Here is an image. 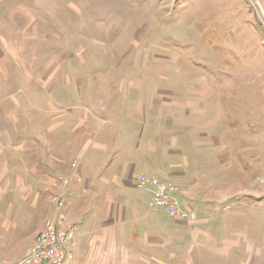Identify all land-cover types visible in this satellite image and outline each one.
Returning <instances> with one entry per match:
<instances>
[{
	"label": "rangeland",
	"instance_id": "rangeland-1",
	"mask_svg": "<svg viewBox=\"0 0 264 264\" xmlns=\"http://www.w3.org/2000/svg\"><path fill=\"white\" fill-rule=\"evenodd\" d=\"M5 97L32 124L14 142L33 152L24 156L31 168L49 152L51 182H12L9 193L0 183V263L19 261L64 214L77 229L60 264L75 261L72 244L88 241L91 222L109 236L97 262L264 264V0H0ZM112 134L119 159L140 154L138 163L151 161L146 175L185 185L176 194L190 220L156 214L179 242L149 251L151 262L122 256L107 203L69 194L87 182L94 159L85 150L102 141L106 154ZM74 161L81 180L63 185Z\"/></svg>",
	"mask_w": 264,
	"mask_h": 264
},
{
	"label": "crops",
	"instance_id": "crops-1",
	"mask_svg": "<svg viewBox=\"0 0 264 264\" xmlns=\"http://www.w3.org/2000/svg\"><path fill=\"white\" fill-rule=\"evenodd\" d=\"M9 99V97L0 99V183L5 182L4 186L9 187L8 193L10 188H12V182H25L27 180L28 182H35L37 186L44 182H51V178L49 177L50 169H48L47 172V168H45V161L48 162L47 156L49 152L44 151V149L39 151L38 153L41 152L43 155L42 158H40L41 167L31 168V164L34 163L33 160L30 161V158L24 160V156L28 155L34 157L33 152H30L28 147L25 148L22 146V143L16 144L14 142L15 139L17 141L24 140V138L28 136V132L30 136L32 133V124L28 122V119L25 120L24 114L21 112L23 110L21 109L22 107L17 108L16 104H10L11 102L9 103ZM7 103H9V105H7ZM3 105L5 106L3 107ZM13 106L15 107L14 110ZM116 135L117 134H112L114 147L109 148L106 154L102 152L105 148L104 142L102 141L100 147L95 145V149L90 148V150L88 148L85 150L83 155L87 156V154H90L94 159L91 171L90 173L87 172V178H85L87 182L82 185L84 189L80 190V188L75 187L73 192H69V194L70 196L82 195L86 201L91 203H107L108 209L111 212V217L109 216L110 219L115 218L117 225H119L116 227L117 230L119 229L120 235V241L117 242V249L123 252L122 256L125 257L131 252V258L136 259L143 254H147L148 256H143L151 262L153 261L151 257L155 256V254H150L149 251L153 250L155 252L156 250L170 249L173 244L179 242L177 241L179 233L174 232V228H167L164 225L161 221L163 220L162 216L158 217L156 214L161 212L165 215V213L154 207L147 191L141 190L136 186V171L143 172L142 168L152 169L151 161H147L144 157L142 159L143 161L138 163L140 154L137 156V161H130L125 155L123 158L119 159L118 156L120 154L118 153L120 149L115 142L117 139ZM13 155H17L19 156L18 159L21 158L23 160L14 163ZM137 166L138 168L134 169ZM152 166L153 170L156 169L154 165ZM28 167L32 170H28ZM49 167L51 166L49 165ZM154 174L163 178V176L158 173ZM166 181L170 184L177 185L181 192L180 194L183 196V187H185V185L175 184L169 180ZM194 188L191 190L193 191ZM8 193L2 196V201L5 200V202L11 204L12 197L7 196ZM188 197L191 202L197 201L196 195L193 193H188ZM25 199L28 202V197H25ZM69 201L70 198L67 202ZM93 207V209H96V205ZM93 217L94 218H92V216L86 217V222L97 221L96 218L98 217ZM13 219L16 220V218L10 220L9 228H18L17 224H12L13 221H15ZM177 220L180 221V219ZM43 224L44 223H42V225ZM91 226L92 228L89 230L91 237L88 238V241L77 236L76 241L73 242L72 250L74 251V257L70 260L72 262L73 260L75 261L72 264H110V262L102 263L101 260L97 262L98 250H109V243H107L109 240L108 233H101L98 230L100 237L96 236L97 230L93 227L92 222ZM39 231L35 233V236ZM5 232H7V230ZM34 237L30 239L28 242L29 244ZM26 250L20 259L24 257Z\"/></svg>",
	"mask_w": 264,
	"mask_h": 264
},
{
	"label": "built area",
	"instance_id": "built-area-1",
	"mask_svg": "<svg viewBox=\"0 0 264 264\" xmlns=\"http://www.w3.org/2000/svg\"><path fill=\"white\" fill-rule=\"evenodd\" d=\"M77 161L72 164V170L62 181L63 185L81 180ZM137 188L146 190L154 207L172 219L190 220V213L182 207L177 198L178 186L170 184L157 175H146L144 172L135 174ZM53 195V194H52ZM58 206L63 205L64 200L60 194L51 198ZM64 214L56 219H48L46 226L40 230L28 246L24 257L13 263L0 264H60L65 258L71 257L69 244L76 232L77 226L73 222L64 220ZM64 222V223H63Z\"/></svg>",
	"mask_w": 264,
	"mask_h": 264
},
{
	"label": "trees",
	"instance_id": "trees-1",
	"mask_svg": "<svg viewBox=\"0 0 264 264\" xmlns=\"http://www.w3.org/2000/svg\"><path fill=\"white\" fill-rule=\"evenodd\" d=\"M81 167H82V169H83V166H82V164L80 163V168H79V169H80V171H79V172H80V173H79L80 176H81V170H82Z\"/></svg>",
	"mask_w": 264,
	"mask_h": 264
}]
</instances>
